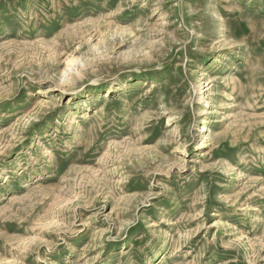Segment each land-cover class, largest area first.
Segmentation results:
<instances>
[{
	"label": "rangeland",
	"instance_id": "obj_1",
	"mask_svg": "<svg viewBox=\"0 0 264 264\" xmlns=\"http://www.w3.org/2000/svg\"><path fill=\"white\" fill-rule=\"evenodd\" d=\"M0 264H264V0H0Z\"/></svg>",
	"mask_w": 264,
	"mask_h": 264
}]
</instances>
